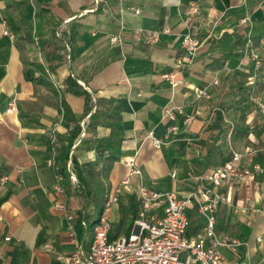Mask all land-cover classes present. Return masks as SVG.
I'll return each instance as SVG.
<instances>
[{
    "label": "crops",
    "instance_id": "crops-1",
    "mask_svg": "<svg viewBox=\"0 0 264 264\" xmlns=\"http://www.w3.org/2000/svg\"><path fill=\"white\" fill-rule=\"evenodd\" d=\"M19 1H26L27 6L19 10L10 6ZM191 3L200 8L197 20L186 14ZM11 16L25 19L23 30L31 35L27 54L35 62L44 59L59 90L71 74L85 84L94 100L114 98L121 103L123 140L118 150L109 152L117 157L109 175V195L128 173L125 161L133 158L142 180L156 190L185 195L197 188L194 176L221 166L207 162V150L218 133L214 124L222 123L219 144L224 154L230 153L229 128L246 109L248 137L236 150L244 152L246 146H252L255 152L245 155L242 164H259L262 172L242 184L220 188L229 202L220 205L216 213V232L247 242L236 251L220 248L229 264H264V133H257L264 122L249 102L237 103L240 90L231 86L235 71L249 73L253 63L245 51L231 53L220 43L225 34H240L246 26L254 34L256 22L264 17V0H0V179L7 178L0 184V263L66 264L63 258L73 251L67 235L69 222L52 203L64 202L75 213L72 223L87 249L93 238L91 226L101 213L85 207L76 190L78 183L65 179L64 195L53 189L54 171L43 164L44 138L57 135L56 145L66 147L61 135L67 129L54 94L24 76L21 53L7 22ZM141 29L169 31L162 34L159 43L150 45L140 38ZM63 31L72 32L73 44L69 45ZM187 33L198 35L205 43L191 68L182 74L185 84L173 90L162 75L182 54ZM112 35H120L122 45L113 44ZM259 52L263 56L264 38ZM197 87H207L211 98H198ZM242 92L248 96L259 93L264 99V68L257 85L248 81ZM65 99L81 118L80 123H88L85 99L70 93ZM12 101H16L18 112L10 114L6 110ZM168 105L184 106L196 117L190 124L179 117L178 133L171 136L168 145L158 148L147 135L153 132L157 138L164 137L172 123L163 118ZM109 134L107 127L86 126L85 135L76 139L80 143L70 152L80 165L95 163L93 142L107 139ZM89 169L98 173L93 166ZM139 182L138 176L132 177L118 204L110 207L112 235L129 199L134 196L138 200ZM38 193L45 197L40 200L42 205ZM5 196L7 199L1 201ZM39 205L47 207L45 215ZM190 212L200 216L194 209L188 215ZM134 221L127 219L124 228L132 230ZM204 226L203 218L200 232L189 237L202 234ZM124 234L128 233L120 235Z\"/></svg>",
    "mask_w": 264,
    "mask_h": 264
},
{
    "label": "built area",
    "instance_id": "built-area-1",
    "mask_svg": "<svg viewBox=\"0 0 264 264\" xmlns=\"http://www.w3.org/2000/svg\"><path fill=\"white\" fill-rule=\"evenodd\" d=\"M186 14L193 19L200 18V8L196 3H191L186 8ZM169 29L143 30L139 32L140 38L150 44L159 43L161 36ZM110 41L113 44L122 45L123 39L120 35H112ZM205 39L194 33H187L182 42V54L175 59L171 69L163 73L162 77L171 85L173 90L185 84L182 74L188 71L194 63L195 57L203 47ZM38 45V44H37ZM38 47V46H37ZM245 53L251 58L253 63L249 84L257 85L263 71L261 53L253 48L251 33L247 36ZM70 59V55H68ZM47 76L53 80V73L42 60ZM84 84V83H83ZM218 84V81H214ZM58 88V85L55 84ZM198 98H211L207 87L194 89ZM249 103L254 112L263 117L264 122V99L259 93H251ZM8 113L18 112L16 101L8 106ZM179 117L185 123L194 121L196 114L187 113L184 106L168 105L164 108L163 118L171 121L169 128L163 138H157L153 132H149L147 138L152 139L156 147L168 145L170 138L176 135L179 127L176 124ZM82 127L81 136L85 135V121L80 123ZM231 125L228 141L231 146ZM51 139L56 143V137L51 135ZM80 143L76 140L73 147ZM252 146H246L244 152L232 151V158L223 165L214 168L208 174L194 176L199 182V186L185 195H180L173 190L159 191L147 185L142 180V173L136 165L135 158L125 161L128 173L121 183L109 195L104 211L100 214L98 221L93 227V238L89 248H85L79 234L73 225L75 213L69 209L64 202L55 201L52 203L54 209L64 212L69 222L67 235L73 251L63 259L66 264H229L223 254L221 247H228L236 251L241 246H247V242L231 235H218L216 232V213L220 205L229 202L227 195L223 194L220 188L223 185H238L244 183L248 178L254 177L256 173L262 172L259 164L244 166L243 157L254 153ZM72 151L67 162L69 177L72 182H77V175L73 168ZM47 165L54 171L55 183L53 189L56 193L64 195V175L54 158L47 161ZM138 176L140 182L136 191L139 201V211L134 221L133 229L130 233L120 235L116 239H111L112 221L109 215L111 206L118 204L120 196L126 187L131 184L132 177ZM7 178L0 179V184L4 185ZM194 209L205 219L203 233L197 237H189L187 228L190 225L188 211ZM0 219H2L0 215ZM81 224L85 227L86 221ZM9 239V238H6ZM261 240V238H258ZM2 264V263H0Z\"/></svg>",
    "mask_w": 264,
    "mask_h": 264
},
{
    "label": "trees",
    "instance_id": "trees-1",
    "mask_svg": "<svg viewBox=\"0 0 264 264\" xmlns=\"http://www.w3.org/2000/svg\"><path fill=\"white\" fill-rule=\"evenodd\" d=\"M15 10L23 9L27 6L26 1H19L10 5ZM8 26L14 35L15 46L21 53V60L23 62V72L27 80L39 83L47 87L56 97L57 104L60 110L61 122L66 127L67 131L61 135V143H66V147L56 145L51 137L44 138L46 144V151L43 155V164L46 166L50 158H54L55 162L60 168V172L64 175L67 181H71L67 169V162L70 155V150L73 147L75 140L82 134V127L80 119L77 118L67 104L65 95L70 93L77 97H83L86 103V112L84 116H88V123L85 122L87 128L96 129L98 126L107 127L110 129V134L107 139L93 142L94 148L97 152V160L95 163H86L80 165L72 154L73 168L77 175L78 183L76 190L78 194L85 200V207L92 206L97 212L102 213L109 198V175L113 168L117 157L109 154L111 150H118L121 147L123 140V114L122 105L114 98L98 97L93 99L92 94L86 89L85 84L81 83L74 75H68L62 82L63 89L60 90L55 86L54 82L47 76L44 65L41 62H35L30 59L27 54V45L31 40L29 32H24L23 24L25 19L20 16H11L7 18ZM254 34L251 33L249 26L244 27L243 31L233 34H225L221 40V45L231 49V53L235 50L244 52L247 44V36L251 33V41L253 48L262 50V39L264 38V17L256 22V27L253 29ZM66 36L69 45L73 44L72 32L62 33ZM258 50V51H259ZM262 64L264 66V54L261 56ZM251 73H244L235 71L232 77V88H239L240 98L237 101L239 105L244 102H249L250 95L242 92L244 85L249 81ZM88 85V81L85 82ZM214 127L218 129L217 136L213 139L212 144L207 150V162L210 165H223L232 158V151L236 150L240 144L248 137L249 124L246 119V109L240 111L238 119L233 123L231 132V148L230 153L224 154L219 144L221 135L224 131L221 122H216ZM230 130V128H229ZM259 135L264 133V124L257 129ZM57 138V135H54ZM90 166L95 167L98 173L89 169ZM5 196L1 201L6 200ZM39 204L40 200H45L43 193H38ZM39 205V207H41ZM42 214L45 215L47 207L39 208ZM139 211V202L136 197L132 196L124 211V216L120 221L118 227L111 233V239H116L122 232L129 233L131 228H124L127 219L133 222ZM190 225L187 228V235L191 236L200 232L202 217L189 213ZM87 223V222H86ZM96 223V222H95ZM95 223L91 226L94 227Z\"/></svg>",
    "mask_w": 264,
    "mask_h": 264
},
{
    "label": "rangeland",
    "instance_id": "rangeland-1",
    "mask_svg": "<svg viewBox=\"0 0 264 264\" xmlns=\"http://www.w3.org/2000/svg\"><path fill=\"white\" fill-rule=\"evenodd\" d=\"M41 59V58H40ZM42 60L44 61V59L42 58ZM45 62V61H44ZM50 70H51V68H50Z\"/></svg>",
    "mask_w": 264,
    "mask_h": 264
}]
</instances>
